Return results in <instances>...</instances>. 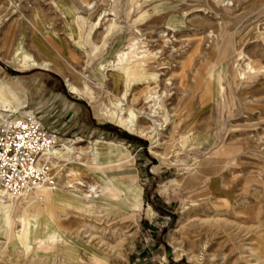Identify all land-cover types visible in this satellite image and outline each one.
I'll use <instances>...</instances> for the list:
<instances>
[{
	"label": "rangeland",
	"instance_id": "obj_1",
	"mask_svg": "<svg viewBox=\"0 0 264 264\" xmlns=\"http://www.w3.org/2000/svg\"><path fill=\"white\" fill-rule=\"evenodd\" d=\"M80 13L97 21L89 57L73 42ZM19 38L50 69L10 62ZM126 57L158 81L134 80L123 97L115 64ZM0 67L1 79L19 78L45 128L82 149L87 167L63 166L78 171L84 183L74 185L104 189L88 208L67 205L65 177L53 170L59 191L41 194L49 208L37 202L24 227L20 197L8 215L0 210V264L264 263V0H0ZM64 77L85 81L94 101L71 94ZM101 106L132 110L144 129L153 115L163 158L144 137L97 119ZM97 139L122 145L127 160L94 163L85 151ZM133 173L139 205L120 183Z\"/></svg>",
	"mask_w": 264,
	"mask_h": 264
},
{
	"label": "bare ground",
	"instance_id": "obj_2",
	"mask_svg": "<svg viewBox=\"0 0 264 264\" xmlns=\"http://www.w3.org/2000/svg\"><path fill=\"white\" fill-rule=\"evenodd\" d=\"M78 17H79V23L77 24V27L79 31L78 33L79 38L77 40L73 39V42L77 47L84 49V51L88 55L87 57H89L90 53L96 48V45L95 43H93L91 38V31L96 26L97 21L89 24L88 17L82 13L78 14ZM111 29H112V24L109 23L106 27L105 33L107 34L108 32H110ZM7 42H8V38L5 39L3 43L6 44ZM87 47H90L89 50L90 52L87 51ZM142 56L143 55L136 57L137 59H141ZM10 60H11L10 62L16 64L17 67L20 69H30L37 67L48 70L51 67L50 61L37 59L32 53L28 52L24 47L22 38H19L18 41L16 42ZM129 60L126 57L124 59H120L115 64V69H118L122 73V77L125 80V89L123 92V97L126 95L129 85L134 80H141L143 82L153 81V83H156L158 81L155 73L149 74L145 72L144 62L139 61V62L130 63ZM64 81L68 91L71 94H74L78 97H82L86 99L89 103H92L94 101L95 99L94 92L85 81H83L80 85L75 84L67 77H64ZM145 84L146 86H149L150 83H145ZM153 89L154 87L151 88V90ZM148 96L153 99V95L151 93ZM153 105H155V103H153ZM118 106L119 103H116L115 107ZM17 111L23 112L24 114L27 115H32V110L28 109L27 104L24 103V98L21 93V89L12 88L10 82L0 80V121L2 120L0 126L3 125L4 122L8 120L9 115H11L12 112H17ZM119 111H121V109H119ZM93 113L97 119L108 121L120 127L127 133L135 134L137 136L144 137L145 139L149 140V144H150L149 149L152 151V153L159 159L163 158L162 154L157 153L156 150L153 149L158 145L156 138V125H159L157 124L155 119L151 118V116L153 115L150 116L148 114L147 117L152 122V125H150L148 129H144L139 126L136 120L137 115L132 110H128L127 114L123 115L121 113L118 114L115 110H111L106 106H101L100 108L94 109ZM163 119L165 121L166 117H164ZM75 144L76 142L72 141L71 139H67L66 141H64L61 138L59 140L58 145L53 150V156L49 157L48 160L51 166L54 167L55 175H57V177H60V175H63L65 177L64 179L65 184L69 188L68 192L70 193V197H71V200L70 202H68L67 205L70 204L84 205V206L86 205L85 207L88 208L89 207L88 205H94L92 199L99 198L100 193H102L104 189L103 186L97 183H87L86 190L83 192L76 185H74V182L80 184L83 182L82 180L79 179L80 177L78 171H76V169L75 170L72 169L71 166H67V170L63 172V166L67 164L70 165L77 164L78 166L87 167V163H86L87 159L85 161L82 160V158L77 153V149L80 148V146H77ZM124 149L125 148L120 144L111 141H101L97 139L94 140L93 142H90V147L85 151V153L90 152L89 159L92 160L94 163L99 161L109 162L110 159H114V161H117L119 163L127 160L128 156L127 153H125ZM80 151L82 152V149L79 150L78 152ZM98 175L100 178L104 179V175L102 171H98ZM131 179L132 178L130 177L129 183L122 182L125 183L124 184L125 192L127 194L130 193V195L132 196H137L139 194L138 193L139 187L134 183H132ZM52 189L53 190H51L50 192L51 196L56 195L57 191H59L58 188L56 187H53ZM45 190L46 189H39L36 192H32L20 197V201H23L24 205L22 206V213L21 215L18 216V219L20 220L21 225L23 227L24 225H26V222L30 217H33L36 214H38V212L35 211L34 209V205H38L37 202L43 201L42 204L47 205L48 206L47 208H49L51 198H49L48 194L46 193L44 194V196L41 195L45 192ZM159 190L163 192L162 184H160ZM15 198L18 197H12V196L4 197V195L0 192V210L4 211L8 215V210L10 209L11 206L10 204L11 202L16 201ZM172 252L175 254L176 258L179 257L180 253L178 252V249H176L174 246Z\"/></svg>",
	"mask_w": 264,
	"mask_h": 264
},
{
	"label": "built area",
	"instance_id": "obj_3",
	"mask_svg": "<svg viewBox=\"0 0 264 264\" xmlns=\"http://www.w3.org/2000/svg\"><path fill=\"white\" fill-rule=\"evenodd\" d=\"M59 133L45 128L36 112H12L0 126V192L21 197L56 185L49 163L60 140Z\"/></svg>",
	"mask_w": 264,
	"mask_h": 264
},
{
	"label": "crops",
	"instance_id": "obj_4",
	"mask_svg": "<svg viewBox=\"0 0 264 264\" xmlns=\"http://www.w3.org/2000/svg\"><path fill=\"white\" fill-rule=\"evenodd\" d=\"M34 68H36V69H42V68H37V67H34ZM34 68H30V69H34ZM30 69H27V70H30ZM0 70L3 71L4 70V67H0ZM42 70H45V69H42ZM24 71H26V70H24ZM0 80H4V81H7V82H11V83L14 84L15 87L21 89V93H22L23 98H24V103L27 104V107L32 110V108L28 106L26 89L21 85V83L19 81V78H17V77H11V79H8V80L7 79H1L0 78ZM1 121H0V123H1ZM46 129L49 130V131H55L53 129H48V128H46ZM124 177L128 178V183H129V180H130V177H131L132 178L131 179L132 180L131 182L134 183V184H136L139 187V192H138L139 194L137 196H132V195H130V193L127 194L131 198V200L134 203H136L135 205H139L141 203L140 195H141V192H142V187L140 186V184L136 180V174L135 173H133V174H127V175H124ZM120 183L123 186L125 184V183H122V182H120ZM221 187H223L221 185V183H219V185H216L215 183H209L208 184L209 190H211L213 192H219L221 190L220 189Z\"/></svg>",
	"mask_w": 264,
	"mask_h": 264
}]
</instances>
